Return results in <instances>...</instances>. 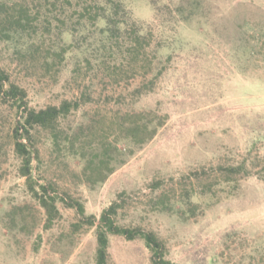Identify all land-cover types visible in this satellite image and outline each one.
<instances>
[{"label":"rangeland","instance_id":"1","mask_svg":"<svg viewBox=\"0 0 264 264\" xmlns=\"http://www.w3.org/2000/svg\"><path fill=\"white\" fill-rule=\"evenodd\" d=\"M123 1L135 21L154 26V43L163 46L160 59L172 56L158 66L163 74L153 90L134 103L138 111L167 116L166 124L96 188L75 176L83 169L80 161L55 152L44 137L40 183L56 184L97 218L119 202V224L155 232L173 263L264 264V0H204L206 18L176 25L168 17L163 23L157 19L152 0ZM171 1L157 0L160 6ZM63 37L71 43L70 36ZM12 53L0 45V66L27 89L33 108L71 99L83 83L95 91L84 67L74 82L73 62L48 74ZM95 101L107 117L118 104L106 95L95 94ZM82 110L73 121L92 113L89 106ZM14 117L0 106V264H96L95 229L74 233L76 211L58 203L62 218L44 228L43 212L17 173L8 137ZM241 165L249 172L232 185L222 183L219 167ZM183 189L196 192L193 216L171 208ZM204 189L214 196L203 195ZM28 206L37 221L30 232L12 223L14 215L19 219L15 207ZM109 256L112 264H152L144 242L120 236L110 237Z\"/></svg>","mask_w":264,"mask_h":264},{"label":"trees","instance_id":"2","mask_svg":"<svg viewBox=\"0 0 264 264\" xmlns=\"http://www.w3.org/2000/svg\"><path fill=\"white\" fill-rule=\"evenodd\" d=\"M152 4L160 22L168 17L167 21L174 25L206 18L208 12L204 0H172L163 6L152 0ZM64 34L72 38L71 43H67ZM154 37V26L135 21L123 0H0V45L12 50L19 61L31 66L38 64L48 74L56 72L58 65L73 62L74 82L83 67L89 70L95 91L89 92V85L83 83L71 99L37 109L31 107L27 89L0 66V106L15 114L8 137L19 162L17 173L25 179L27 192L43 212L44 228L51 229L62 218L58 203L76 211L79 222L73 225L74 233L83 228L95 229L96 264H112L109 248L113 236L144 242L151 252L152 264L176 263L166 258V244L155 232L119 224V202L97 218L87 215L81 200L61 194L56 184L40 183L44 181L40 144L44 137H49L55 152L80 161L83 169L75 176L96 188L153 141L166 124L167 116L153 110L138 111L134 103L153 90L154 82L163 74L158 66L172 59L171 55L160 59L163 46L155 44ZM126 73L129 75L125 77ZM109 91L114 94L109 95ZM95 94L106 95L118 103L111 117L103 114ZM128 97L131 102L125 103ZM83 106L92 108V113L86 111L81 120L73 121L83 112ZM218 170L222 183L227 185L249 172L243 165ZM201 173L207 175L204 170ZM203 192L214 196L215 191ZM195 194L183 189L171 208L177 211L180 206L183 215L193 216L197 206L192 201ZM30 208L15 207L20 210L19 219L15 215L12 218L14 225L20 224L27 232L37 225Z\"/></svg>","mask_w":264,"mask_h":264}]
</instances>
